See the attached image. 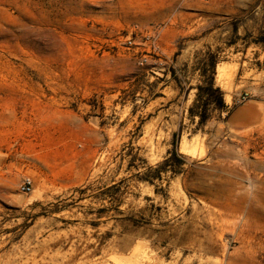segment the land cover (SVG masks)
<instances>
[{"label":"rangeland","instance_id":"374dc122","mask_svg":"<svg viewBox=\"0 0 264 264\" xmlns=\"http://www.w3.org/2000/svg\"><path fill=\"white\" fill-rule=\"evenodd\" d=\"M0 264H264V0H0Z\"/></svg>","mask_w":264,"mask_h":264},{"label":"trees","instance_id":"16d2710c","mask_svg":"<svg viewBox=\"0 0 264 264\" xmlns=\"http://www.w3.org/2000/svg\"><path fill=\"white\" fill-rule=\"evenodd\" d=\"M213 74L214 71H211V76L209 77V79L207 81H203L202 84L198 85L196 87L197 89V95H196V99L195 101H193V105H195L197 102L202 101L203 98L205 101H209L211 103H214L218 108L223 109L225 106L223 104V98L221 96V93L219 91V89L214 88V79H213ZM217 92L218 95H215L214 93ZM193 109L190 110V115L193 116L194 114ZM198 116L200 117L199 122L202 123L204 122L207 117L206 114L201 112L200 114H198ZM172 155L177 154V150L176 147L173 148V151L171 153ZM158 170V172L161 170L160 169H156ZM159 177V176H157Z\"/></svg>","mask_w":264,"mask_h":264},{"label":"built area","instance_id":"2783aa9c","mask_svg":"<svg viewBox=\"0 0 264 264\" xmlns=\"http://www.w3.org/2000/svg\"><path fill=\"white\" fill-rule=\"evenodd\" d=\"M31 180L25 178L22 182V184H20L19 189L22 193H30L31 192Z\"/></svg>","mask_w":264,"mask_h":264}]
</instances>
